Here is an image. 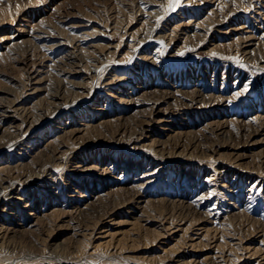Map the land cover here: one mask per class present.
<instances>
[{
    "label": "rangeland",
    "instance_id": "374dc122",
    "mask_svg": "<svg viewBox=\"0 0 264 264\" xmlns=\"http://www.w3.org/2000/svg\"><path fill=\"white\" fill-rule=\"evenodd\" d=\"M0 264H264V0H0Z\"/></svg>",
    "mask_w": 264,
    "mask_h": 264
},
{
    "label": "bare ground",
    "instance_id": "6f19581e",
    "mask_svg": "<svg viewBox=\"0 0 264 264\" xmlns=\"http://www.w3.org/2000/svg\"><path fill=\"white\" fill-rule=\"evenodd\" d=\"M5 20H6V19H5ZM10 21H11V20H10ZM10 23H11V22H10ZM11 24H12V23H11ZM251 40H252V38H251L250 36H247V37L244 38V41L249 43V45H246V46H247L246 48H249V46H252V44H250V43H251V42H250ZM246 48H245V49H246ZM70 52H71V51H70ZM249 52H250V51H248V50L246 51V53H249ZM73 53H74V52H73ZM73 53H72V54H73ZM78 53H79V52H78ZM72 56H73V55H72ZM72 56H71V57H72ZM69 57H70V56H69ZM76 57H77V56H76ZM82 57H83V58H82ZM82 57H80V58L84 59V56H82ZM110 83H111V82H107V84H110ZM5 113H6V112H5ZM6 116H7V115H6ZM8 117H9V115H8Z\"/></svg>",
    "mask_w": 264,
    "mask_h": 264
}]
</instances>
